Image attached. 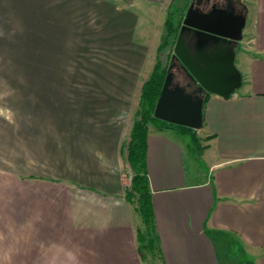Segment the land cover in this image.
<instances>
[{"label":"crops","instance_id":"0c3cea01","mask_svg":"<svg viewBox=\"0 0 264 264\" xmlns=\"http://www.w3.org/2000/svg\"><path fill=\"white\" fill-rule=\"evenodd\" d=\"M131 2L0 0V264H144L116 121L151 51L133 38ZM241 2V85L228 98L207 94L195 144L176 126H148L161 264H264V0ZM32 47L104 55L73 98L62 77L32 88Z\"/></svg>","mask_w":264,"mask_h":264},{"label":"water","instance_id":"95a60500","mask_svg":"<svg viewBox=\"0 0 264 264\" xmlns=\"http://www.w3.org/2000/svg\"><path fill=\"white\" fill-rule=\"evenodd\" d=\"M245 13H233L224 7L201 11L188 5L177 34L173 56L188 74L187 85L176 82L170 66L154 106L153 115L165 122L193 129L202 126V108L206 95L228 98L242 82L234 58L242 39ZM193 29L190 44L185 32ZM191 84L196 87L189 90Z\"/></svg>","mask_w":264,"mask_h":264},{"label":"rangeland","instance_id":"374dc122","mask_svg":"<svg viewBox=\"0 0 264 264\" xmlns=\"http://www.w3.org/2000/svg\"><path fill=\"white\" fill-rule=\"evenodd\" d=\"M190 1L191 0H173V2L172 0H132L131 4L126 3V8L138 18L137 29L135 30L133 36L134 40L137 38L138 40L145 41L146 44L149 45L151 51L149 52L147 58V67L142 70V73L138 78V85L136 84L137 88L134 89L130 106L128 105L127 108L124 110L122 109L123 111H121V114L119 113L116 118L117 123L123 129L124 143L128 140L129 128L133 120L134 112L137 108L140 84H142V82L146 79L145 76L151 71L156 59H159L162 67H165L168 70L171 66L174 71L172 60L175 59L173 56L175 35L170 34L165 39V46L158 49L156 53L154 52V47L156 49V45L162 41L166 32V15L168 11L175 10V12L171 14L173 26L178 23L179 19H181V24ZM124 4L125 3L122 5ZM246 25H250L249 19H247ZM178 29L179 28L177 27L174 31L178 33ZM248 35L249 34L247 32L245 36ZM44 48L45 47H32V88L35 86L33 79H35V81H39L40 77L45 76L62 77L68 81V86L72 90V92H68L69 97L73 98L77 97L76 94L73 95V93L76 92L78 88L86 86L83 84L84 78H92L95 75V70L97 69L96 64H99V57L104 55V52L99 47H57L58 50L61 48L63 53L49 51L46 54L43 52ZM26 60V47H19L20 72H22V65ZM117 63L120 64L121 61H117ZM43 80L44 79H42V81ZM36 86L41 85L37 84ZM66 102L71 106L73 105L70 108V112L76 113V101L70 100ZM53 118L54 117L52 116V119ZM170 125L176 126V129L180 130L179 133L183 134L188 142L190 141V143L195 144L198 140L196 132L197 129L173 123H170ZM125 171L128 180L127 187H129L130 176L133 174V170L128 164H126ZM132 207L135 212H137L135 204H132ZM146 238H148L147 234ZM144 259V264H161L160 257L156 251H154V253L146 254Z\"/></svg>","mask_w":264,"mask_h":264},{"label":"trees","instance_id":"16d2710c","mask_svg":"<svg viewBox=\"0 0 264 264\" xmlns=\"http://www.w3.org/2000/svg\"><path fill=\"white\" fill-rule=\"evenodd\" d=\"M173 12L175 10L168 11L166 15V32L158 49L165 46V39L170 34L175 35L176 40L177 33L174 30L180 27L181 19L173 26L171 19ZM166 72L167 69L161 66L159 59H156L150 73L140 86L137 108L134 112L126 143L127 159L133 174L130 178V186L125 189V198L130 203L135 204L142 221V227L137 228V241L138 251L143 259L146 254L154 253V251L161 258L157 238L153 232L154 213L146 171V137L149 125H157L159 123L170 125V123L162 121L153 115L154 106L160 94ZM164 125L161 126L164 127ZM146 234L148 238H146Z\"/></svg>","mask_w":264,"mask_h":264},{"label":"flooded vegetation","instance_id":"af4514ba","mask_svg":"<svg viewBox=\"0 0 264 264\" xmlns=\"http://www.w3.org/2000/svg\"><path fill=\"white\" fill-rule=\"evenodd\" d=\"M192 1H194V5L201 11H209L216 7H224L228 10H231L233 13L242 14L245 12L241 0H191L190 2ZM181 25L182 22L180 24V27ZM180 27L178 29V32L180 30ZM192 35L193 29H189L185 32V37L188 45L190 44ZM172 64L174 67V78L176 82H180L185 85H187L188 82L192 83V81L188 77V74L182 68L180 62L176 60V58L172 60ZM195 87V85L191 84L190 86H188V89L193 90Z\"/></svg>","mask_w":264,"mask_h":264}]
</instances>
